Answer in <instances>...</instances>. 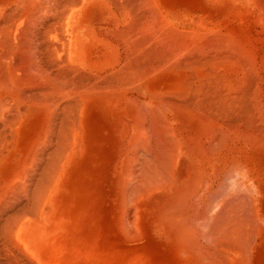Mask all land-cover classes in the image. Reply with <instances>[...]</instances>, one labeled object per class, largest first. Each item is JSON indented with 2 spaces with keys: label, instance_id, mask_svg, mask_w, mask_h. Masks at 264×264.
<instances>
[{
  "label": "bare ground",
  "instance_id": "obj_1",
  "mask_svg": "<svg viewBox=\"0 0 264 264\" xmlns=\"http://www.w3.org/2000/svg\"><path fill=\"white\" fill-rule=\"evenodd\" d=\"M95 121L123 150L132 129L166 250L54 248ZM0 264H264V0H0Z\"/></svg>",
  "mask_w": 264,
  "mask_h": 264
},
{
  "label": "rangeland",
  "instance_id": "obj_2",
  "mask_svg": "<svg viewBox=\"0 0 264 264\" xmlns=\"http://www.w3.org/2000/svg\"><path fill=\"white\" fill-rule=\"evenodd\" d=\"M101 125V121L99 124H97L95 121L97 132L93 142L90 143V150L86 155L81 157L79 161L80 168L69 173L68 183L65 191L64 218L62 224L58 226L57 233L54 235V248L57 251H64L68 254H89V256L103 257H106V255L109 256L110 254L115 256H126L127 254L143 253V251H145L144 253H152L166 250L172 246L171 240H168L167 232L165 230L166 225H168L167 220L164 217L159 219L160 217L157 216L159 209L165 208L167 206L166 198L164 197L165 199H160L158 193L154 191H146L149 189V185L138 182L137 178H135V175L133 176L132 173L130 174L129 170L126 169V163L130 162L131 165H135L137 163L136 160L133 161V159H136L134 154L136 147L133 140L131 139L132 129L129 128V137L126 138L127 144L125 150H123L120 145L116 146L113 144V141L110 143V141L107 140L108 133ZM147 131L149 133L151 131L150 134H153L151 136L152 138H149L150 135L147 132V135H149L147 136V141L150 140V146H153L154 148L156 147L155 149L152 148V154H156L157 152H160L158 151L160 149L159 144L158 146L156 145L159 141H157V137L154 135L155 131L152 132L151 129H148ZM169 135L170 133L168 135L166 134L167 137L165 136V138H172L171 140H168L172 141V145H175L174 142L176 140L173 139V136ZM154 142L156 144H154ZM137 159H139L138 162L140 163L142 159H147L146 154L144 156L143 153H139ZM89 160H91V163ZM187 165L189 164L184 163L183 165L179 166L178 163L175 165L174 169L171 171L172 177L180 179L183 176H186L189 170ZM38 170L41 169L38 168L36 170V173H38L37 175L41 176L42 170ZM216 174L217 168L214 167L212 169V178H214L213 175L216 176ZM131 177L133 180H131ZM224 179L225 175L223 177V180ZM37 180L35 179V181ZM223 180H218L220 185L222 183L221 186L217 184L218 181L214 180V183L210 188L211 194L214 191L217 193L222 191L225 194V186L223 185L225 184V180ZM127 183L130 186H127ZM136 185L138 187H136ZM125 186H127L126 189ZM154 186H156L154 183L150 184L151 189L154 188ZM222 186H224V190ZM130 188H132L133 191ZM137 190H140L141 193ZM124 192L127 194H125L126 196L124 195ZM135 196L136 199L134 198ZM124 197L126 199H124ZM152 199H155V201ZM18 200L19 199L15 200V202H12L10 205L14 206L12 207L14 210L18 202L19 204L21 203V205H23L25 202L23 199H20L22 202ZM123 201L125 204L122 203ZM134 203L135 209L133 206ZM154 203L156 204L154 205ZM19 204L16 206L17 209L18 207H21ZM196 205L198 206V204ZM196 205L194 213L198 214L200 212L199 209L201 206L196 209ZM196 211L199 212L197 213ZM129 212L131 213L129 214ZM217 216L218 220H216V215H213L212 217H216V221L220 220V224H217L215 220L212 222L213 218H211L210 221L212 222L213 227H215L214 225L219 226L223 224L221 221L223 220V217L225 218V216L221 214L220 216L217 214ZM223 221L225 222V219ZM196 228L195 232L198 234L200 229H202V226L199 225ZM222 232L225 233V230ZM212 240H207V243L204 241V243H206V246L210 244L208 246L210 247ZM213 241L214 247L211 246L212 249H221L225 247L224 245L219 246L218 240L216 241V239H214Z\"/></svg>",
  "mask_w": 264,
  "mask_h": 264
}]
</instances>
